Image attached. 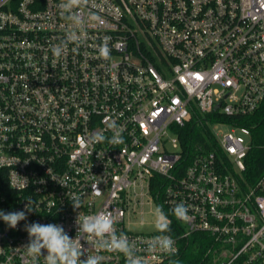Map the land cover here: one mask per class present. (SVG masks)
<instances>
[{
  "label": "built area",
  "instance_id": "2783aa9c",
  "mask_svg": "<svg viewBox=\"0 0 264 264\" xmlns=\"http://www.w3.org/2000/svg\"><path fill=\"white\" fill-rule=\"evenodd\" d=\"M59 2L0 0V210H25L28 199L35 208L16 229L0 220V264H31L25 224L75 238L77 216L101 211L144 264L176 257L197 232L211 239L212 264H264V175L246 190L238 179L249 129L207 122L224 158L200 145L184 154L177 136L194 115L242 116L264 101V0H89L82 11L103 23L56 59L50 49L69 30ZM105 38L109 60L98 52ZM111 120L124 142L90 143L111 136ZM144 196L169 214L175 255L147 250L155 229H129ZM179 203L186 221L171 214ZM81 243L101 264L125 260Z\"/></svg>",
  "mask_w": 264,
  "mask_h": 264
},
{
  "label": "clouds",
  "instance_id": "9594fccd",
  "mask_svg": "<svg viewBox=\"0 0 264 264\" xmlns=\"http://www.w3.org/2000/svg\"><path fill=\"white\" fill-rule=\"evenodd\" d=\"M89 0H60L57 5L60 18L65 22L68 31L59 43L52 45L51 52L54 58L59 59L68 51L69 45H73V51H76L85 40L87 31L103 23L102 17L95 11L89 9L87 13L82 10L88 8ZM100 57L109 60L110 49L108 38L98 46ZM111 131V136L103 133L92 135L90 143H108L110 145H119L124 142L119 126L115 120L107 125ZM34 201L28 199L25 210L15 212H4L0 210V220H2L10 229H16L21 221L27 220L26 212L35 208L29 205ZM72 206L74 209L81 208V202L78 197H73ZM189 208L184 203L177 204L171 214L177 220L186 221L188 219ZM153 227L158 233L148 244V251L160 252L169 256L175 255L177 249L175 241L170 235L171 221L169 214L165 213L161 206H156L153 213ZM77 235L70 237L62 225L58 224H40L32 222L25 224V231L29 236V243L24 246L27 257L31 264H39V258L43 256L44 264H101L100 255H88L81 240L89 246L107 250L110 252L122 253L126 264H144V258L136 255L135 246L123 234H117L115 227L116 221L110 213L99 212L95 215L80 214L77 216ZM86 254V258L85 257Z\"/></svg>",
  "mask_w": 264,
  "mask_h": 264
},
{
  "label": "trees",
  "instance_id": "16d2710c",
  "mask_svg": "<svg viewBox=\"0 0 264 264\" xmlns=\"http://www.w3.org/2000/svg\"><path fill=\"white\" fill-rule=\"evenodd\" d=\"M224 121L245 126L250 132V148L244 158L245 168L239 175V183L243 189L254 187L264 175V101L252 113L227 117L217 113L207 114L204 118L191 117L177 130V136L184 154L192 155L198 145L202 151H214L218 157L224 154L216 143L210 131L209 123ZM187 162H184L186 164ZM158 178V177H157ZM211 239L203 233L197 232L190 236L189 242L176 257L161 264H212L211 254L208 252ZM120 264H126V260Z\"/></svg>",
  "mask_w": 264,
  "mask_h": 264
},
{
  "label": "rangeland",
  "instance_id": "374dc122",
  "mask_svg": "<svg viewBox=\"0 0 264 264\" xmlns=\"http://www.w3.org/2000/svg\"><path fill=\"white\" fill-rule=\"evenodd\" d=\"M212 129L220 131L221 133L228 132L230 127L228 126H214ZM247 139L246 136H244ZM138 204L135 206L137 213L131 216L132 223L129 225V229L137 232H150L154 230L153 227V213L156 207L153 201H150L149 197H139ZM142 202V203H141ZM142 212V214H141ZM143 219L144 224H139V221Z\"/></svg>",
  "mask_w": 264,
  "mask_h": 264
}]
</instances>
